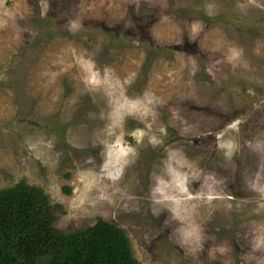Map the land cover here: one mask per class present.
Here are the masks:
<instances>
[{"label": "rangeland", "instance_id": "rangeland-1", "mask_svg": "<svg viewBox=\"0 0 264 264\" xmlns=\"http://www.w3.org/2000/svg\"><path fill=\"white\" fill-rule=\"evenodd\" d=\"M21 181L140 264H264V0H0V189Z\"/></svg>", "mask_w": 264, "mask_h": 264}, {"label": "trees", "instance_id": "trees-1", "mask_svg": "<svg viewBox=\"0 0 264 264\" xmlns=\"http://www.w3.org/2000/svg\"><path fill=\"white\" fill-rule=\"evenodd\" d=\"M54 211L43 190L24 181L0 189V264H140L122 228L99 218L64 233Z\"/></svg>", "mask_w": 264, "mask_h": 264}]
</instances>
